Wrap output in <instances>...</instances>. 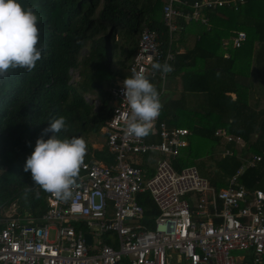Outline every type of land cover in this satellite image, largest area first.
<instances>
[{"label":"trees","instance_id":"trees-1","mask_svg":"<svg viewBox=\"0 0 264 264\" xmlns=\"http://www.w3.org/2000/svg\"><path fill=\"white\" fill-rule=\"evenodd\" d=\"M182 1L191 4L194 0ZM18 2L25 8L38 5L34 8L39 17L37 47L43 51L33 71L17 69L0 79V205L15 200L22 212L38 218L47 209V193L34 185L24 166L49 120L64 116L68 130L58 133V138L82 136L87 144L85 160H89L88 138L106 127L112 111L109 94L99 78L107 80L128 69L144 28L156 31L163 46L168 43V30L163 23L164 0ZM202 14L205 24L189 21L200 25L194 47L176 54L168 63L174 69L168 76L179 78L181 93L179 98L162 103L160 120L190 131L189 144L173 161L174 167L195 165L216 189L227 186L242 161L236 154L214 155L223 146L218 147L221 138L215 134L221 128L242 138V145L235 141L224 145L233 153L239 148L243 155H261L255 166L237 177L238 182L264 189V105L258 95L264 92V0L231 2L203 9ZM237 31L245 32L246 40L241 48L229 49L225 58L217 49L222 39ZM253 42L259 46L251 57ZM73 70L78 71V82L72 80ZM147 78L159 92V78ZM94 81L102 85L97 107L86 97L94 91ZM189 96H194L196 106L188 104ZM52 135L48 132L43 138ZM203 154L211 163L210 173L200 158ZM94 157L105 163L114 161L106 144L94 151ZM137 200L145 218L156 213L146 191L139 193Z\"/></svg>","mask_w":264,"mask_h":264},{"label":"built area","instance_id":"built-area-1","mask_svg":"<svg viewBox=\"0 0 264 264\" xmlns=\"http://www.w3.org/2000/svg\"><path fill=\"white\" fill-rule=\"evenodd\" d=\"M236 1L242 0H196L192 4L165 0L162 13L168 43L163 46L156 31L144 28L128 66L130 75L133 68L143 70L147 77L158 75L151 65L173 57L172 32L179 27L180 18L206 23L203 9ZM245 40V32L237 31L230 44L241 48ZM228 43L224 42V47ZM110 91L114 103L105 128L106 145L114 161L85 162L73 197L65 203L48 193L40 221L21 215L16 202L10 203L0 216V264H167V250L183 255L188 264H242L235 251H251L253 263H260L264 254V189H249L237 177L245 167L255 166L261 155L242 158L245 164L218 190L195 165L174 167L173 160L189 144L188 128L169 127L160 120V110L152 125H158L159 142L128 135L123 120L131 110L123 83ZM215 134L221 138L218 145H223L221 156L235 154L224 146L227 142L243 144L241 137L224 129ZM154 152L160 157L147 175L135 161ZM145 191L158 210L152 228L145 224L144 208L137 200ZM85 233L91 236L90 244ZM108 234H114L111 241Z\"/></svg>","mask_w":264,"mask_h":264},{"label":"clouds","instance_id":"clouds-1","mask_svg":"<svg viewBox=\"0 0 264 264\" xmlns=\"http://www.w3.org/2000/svg\"><path fill=\"white\" fill-rule=\"evenodd\" d=\"M37 7H22L18 0H0V79H6L17 69L31 72L41 60L43 47H37L39 17L34 11ZM151 67L164 78L174 70L167 62H153ZM131 72L122 82L131 110L130 116L123 120L124 130L128 135L143 138L149 135L162 104L158 90L144 71L133 68ZM62 130H68L64 116L49 120L48 127L36 140L34 151L26 159L24 171L31 172L34 185L67 203L73 197V188L85 165L87 144L82 136L58 138ZM48 132L53 135L45 140L43 135ZM36 195L39 197V193Z\"/></svg>","mask_w":264,"mask_h":264},{"label":"crops","instance_id":"crops-1","mask_svg":"<svg viewBox=\"0 0 264 264\" xmlns=\"http://www.w3.org/2000/svg\"><path fill=\"white\" fill-rule=\"evenodd\" d=\"M165 1V0H164ZM194 1H196V0H194ZM193 1V2H194ZM192 2V3H193ZM191 3V4H192ZM164 4V3H163ZM203 24H205V23H203ZM178 25H179V27L174 31V32H172V42H171V48H170V51L172 52V54H173V57L171 58V59H169V60H166V61H164V60H162L161 61V63H164V62H167V63H170V62H172L173 60H174V57H175V55L176 54H178V53H184L187 49H192L193 47H194V45H195V42H196V40H197V38H198V34H199V30H200V25L199 24H197V23H194V22H184V21H180L179 20V22H178ZM175 33V34H174ZM230 38H231V36L230 37H228V38H224V39H222V43H221V47H219L218 49H217V51H218V53H220V54H222V56L223 57H228L229 55H230V52H229V49H236V48H233L232 47V45L230 44ZM226 41H228L229 43H228V46L227 47H224V42H226ZM258 44L256 43V42H253L252 43V45H251V47H250V52H251V57H253V54L255 53V51L258 49ZM253 52V53H252ZM226 55V56H225ZM133 59V58H132ZM132 59L130 60V63H131V61H132ZM129 63V64H130ZM129 66V65H128ZM156 72H158L157 74L158 75H156L159 79H158V81H160V82H164V80H165V78H164V80H162V78L160 77V75H159V71H156ZM131 75H130V72L128 71V69H125V70H120V73H118L117 75H116V79H114V80H112L111 81V83H110V85L107 87V88H104L103 90H106L107 92H108V94H109V104L111 105V108L113 107V103H114V101H113V95H112V93H111V91H110V89L112 88V87H114L116 84H119V83H122L123 82V80L124 79H126L127 77H130ZM155 76V77H156ZM166 77H168V74H167V76ZM178 78V77H177ZM179 79V78H178ZM95 82V81H94ZM97 83V82H96ZM157 86H159V84H157ZM92 87H94L95 89H94V91H90L89 93H87L86 94V97L87 98H89V100H92L93 101V104H94V106L95 107H97L98 106V104L100 103V98L96 95L97 94V92H95V90H97L98 91V89H101L102 88V85L100 86L99 85V83L97 84V85H95V86H92ZM179 89H180V80H179V86L176 88V90H178L179 91ZM164 91V88L162 89V88H160L159 89V94L161 95L162 94V92ZM100 92V91H99ZM181 93V92H180ZM100 96H101V93H100ZM234 96V95H233ZM180 97V96H179ZM178 97V98H179ZM170 99H176V98H170ZM162 104V103H161ZM161 112H162V110H161ZM111 113H112V111H111ZM111 117V116H110ZM167 124V123H166ZM169 127H173V126H169ZM99 134H102V135H104V137H105V143L100 147V146H98V145H96V144H94L93 142H91L90 141V139H91V137L89 136V138H88V140H89V146H90V151H89V156H90V159L89 160H85V162H89V161H94V160H96V161H101V162H104V161H102V160H99V159H96L95 157H94V151L95 150H101L102 148H103V146L106 144V128L105 127H103L101 130H100V132H98ZM94 134H96V133H94ZM98 134V135H99ZM189 136H190V134H189ZM189 136H188V139H189ZM143 139L144 140H146V141H153V142H159L160 141V136H159V133H158V125L156 124V126L155 127H153V128H151V130H150V133H149V135H147L146 137H143ZM218 147H219V145H218ZM219 148L217 149V151L214 153V155L216 156V157H220L221 155H220V152H219ZM240 149L238 148V151L237 152H235V154L237 155V154H239V159H240V161H242V164L244 163L245 164V159H247V158H250L251 156H252V154H245V155H243V154H240V151H239ZM238 156V155H237ZM159 157H160V155L158 154V153H150V154H148V155H146V156H143V157H139V158H137V160L135 161L136 162V164L137 165H140L141 167H143L144 169H146V173H147V175H150L151 173H152V171H153V166H155V163H156V161L159 159ZM221 157H224V156H221ZM242 158H245L244 159V161L242 160ZM154 160V161H153ZM175 160V159H174ZM173 160V161H174ZM105 163V162H104ZM150 163V164H149ZM241 166V165H240ZM246 168H248V167H245V169ZM244 169V170H245ZM81 175V171H80V174H79V176ZM244 185V184H243ZM245 186V185H244ZM246 187V186H245ZM248 188V187H247ZM260 188V187H259ZM249 189H253V188H249ZM263 189V188H262ZM148 193V192H147ZM149 194V193H148ZM150 195V194H149ZM47 196H48V193H47ZM47 196H46V204H47ZM151 197V196H150ZM12 202H16L15 200H13ZM11 202V203H12ZM154 203V202H153ZM16 204H17V202H16ZM9 205V204H8ZM8 205H6V204H1L0 205V212H1V214H0V216L2 215V213L4 212V210L6 209V207L8 206ZM155 205V204H154ZM156 207V206H155ZM17 209H18V211L20 212V214L21 215H25V214H27V215H29V216H32V215H30L28 212H22L20 209H19V207H18V205H17ZM157 213H158V210H157V208H156V213L155 214H153V215H151V216H149L148 218H145V216H144V218H145V224H147V226L149 227V228H152L153 227V223H154V218H155V216L157 215ZM42 216V215H41ZM41 216L40 217H38V218H35L34 216H32V217H34L35 218V220L36 221H40L41 220ZM75 225H82V224H80L79 222H75ZM0 227H2V223H0ZM82 228H84L83 226H82ZM114 235V234H113ZM107 237H108V239L110 240V239H113L114 237H111L109 234L107 235ZM111 241V240H110ZM236 253H238L237 255H234L235 256V258H236V260L239 262V263H242V264H245V263H247V264H254L253 263V259H254V256H253V253L251 252V251H235ZM179 254V253H178ZM180 255V258H178V261L180 260L181 262L182 261H184L185 263L184 264H188V262H187V260L183 257V255H181V254H179ZM120 264H128V262L127 261H124V262H122V263H120ZM167 264H171L170 263V258H169V256H168V263ZM257 264H264V254L261 256V262L260 263H257Z\"/></svg>","mask_w":264,"mask_h":264},{"label":"rangeland","instance_id":"rangeland-1","mask_svg":"<svg viewBox=\"0 0 264 264\" xmlns=\"http://www.w3.org/2000/svg\"><path fill=\"white\" fill-rule=\"evenodd\" d=\"M82 53H86V50H83ZM113 65L115 66V68L117 67V69H118L119 66H118L117 62H116V65L117 66L115 64H113ZM71 73H72V80L74 82H78L80 80V77L78 75V71L77 70H73V71H71ZM114 79H116V76L115 77H111V78L108 77L107 80L104 79V76H103V78L102 77L99 78L100 82L103 83V86L105 88L108 87L110 85L111 81L114 80ZM158 82H159V87L162 88V89L164 88V91L160 95V101H161V103H163L167 99H170V98H178L180 96L181 88L179 89V91L176 90V88L179 86V79L177 77L170 78V76H168V77L165 78L164 82H160V81H158ZM95 92H97L96 95L100 98V92L97 91V90H95ZM258 95H259V98L261 100L262 105H264V92H261ZM187 99H188V104L191 107H194V106L197 105V103L195 102L194 96L193 97L192 96H189ZM98 134L99 133H96V134L91 133L90 134V137H91L90 141L93 142L94 144H96V145H98V146L101 147L105 143V137L102 134H99V135ZM85 135H87V134H85ZM200 158L203 159V160H205V154L201 155ZM210 164H211L210 161L208 159H206L205 160V168L207 169V172L208 173H210V171H211ZM110 213H112V212L110 211ZM86 230H89L90 231V229H86ZM109 235L111 237H113L112 234H109ZM96 241H97V239L94 238V242H96ZM167 253L169 255L170 263L171 264H184L185 263L184 261H182V262L180 260L178 261V258H180V255L176 251H174V250H167ZM233 254L234 255H237L238 253L233 252Z\"/></svg>","mask_w":264,"mask_h":264},{"label":"water","instance_id":"water-1","mask_svg":"<svg viewBox=\"0 0 264 264\" xmlns=\"http://www.w3.org/2000/svg\"><path fill=\"white\" fill-rule=\"evenodd\" d=\"M97 84L98 83H96V82H92L91 83L92 86H95ZM84 238H85V241H86L87 244H90L91 243V236L88 233H85L84 234Z\"/></svg>","mask_w":264,"mask_h":264}]
</instances>
